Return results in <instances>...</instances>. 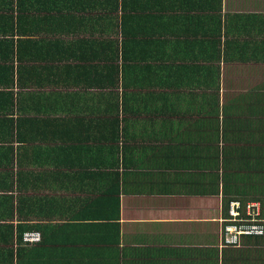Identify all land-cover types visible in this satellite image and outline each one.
<instances>
[{"label": "crops", "instance_id": "0c3cea01", "mask_svg": "<svg viewBox=\"0 0 264 264\" xmlns=\"http://www.w3.org/2000/svg\"><path fill=\"white\" fill-rule=\"evenodd\" d=\"M228 69L264 78V0H0V264H264L221 246L230 199L264 219L223 191Z\"/></svg>", "mask_w": 264, "mask_h": 264}, {"label": "trees", "instance_id": "16d2710c", "mask_svg": "<svg viewBox=\"0 0 264 264\" xmlns=\"http://www.w3.org/2000/svg\"><path fill=\"white\" fill-rule=\"evenodd\" d=\"M106 6L108 3L96 5L99 9L108 11ZM141 24L143 23L138 22L136 26ZM120 28L121 34H125L126 30L132 36L143 34L140 29L132 27L131 24L129 27L122 22ZM152 34L153 32L143 35ZM106 41L108 43L109 40ZM218 41H220L219 38L213 39L214 49H216ZM123 46H125L124 43L122 52H124ZM106 47L115 49L113 43H108ZM113 56L114 52L110 51L109 56L103 57V60L107 62ZM178 59L180 60V64L177 65L178 69L186 77H195L197 80L212 78L210 71L199 66L190 67L188 64L182 63L187 59L185 56ZM109 65L107 64L106 69L114 72L113 69H116V66L109 67ZM213 79L215 78L213 77ZM229 102L233 104L221 107L224 114H227V116L224 115L222 129L225 145L220 148L223 191L225 194H231L243 200H259L264 214V78L242 94H237ZM212 104L215 106L217 100ZM217 112L218 106L210 113L215 115ZM247 239L264 241V235Z\"/></svg>", "mask_w": 264, "mask_h": 264}, {"label": "built area", "instance_id": "2783aa9c", "mask_svg": "<svg viewBox=\"0 0 264 264\" xmlns=\"http://www.w3.org/2000/svg\"><path fill=\"white\" fill-rule=\"evenodd\" d=\"M221 221V246H238L241 239L248 236L264 234V219L260 216V204L257 201L242 202L230 199L227 202L226 214ZM25 244L40 241L38 231H26L22 234Z\"/></svg>", "mask_w": 264, "mask_h": 264}, {"label": "rangeland", "instance_id": "374dc122", "mask_svg": "<svg viewBox=\"0 0 264 264\" xmlns=\"http://www.w3.org/2000/svg\"><path fill=\"white\" fill-rule=\"evenodd\" d=\"M241 70V69H240ZM222 81L219 86L220 103L223 102L227 95L237 94L243 89H247L250 85L256 83V79L248 83H244L242 73L236 74L233 69H228L222 77ZM220 118V117H219ZM133 120V118H131Z\"/></svg>", "mask_w": 264, "mask_h": 264}]
</instances>
